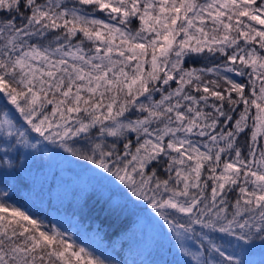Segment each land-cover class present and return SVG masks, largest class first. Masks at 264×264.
Returning a JSON list of instances; mask_svg holds the SVG:
<instances>
[{"label": "snow or ice", "instance_id": "obj_1", "mask_svg": "<svg viewBox=\"0 0 264 264\" xmlns=\"http://www.w3.org/2000/svg\"><path fill=\"white\" fill-rule=\"evenodd\" d=\"M57 156L75 226L36 194ZM134 249L264 264V0H0V264Z\"/></svg>", "mask_w": 264, "mask_h": 264}, {"label": "trees", "instance_id": "obj_2", "mask_svg": "<svg viewBox=\"0 0 264 264\" xmlns=\"http://www.w3.org/2000/svg\"><path fill=\"white\" fill-rule=\"evenodd\" d=\"M45 147V156L50 155L51 151L56 150L54 146H43ZM58 151V150H57ZM30 170L34 177L37 178L36 182V194L38 200L43 203V206L47 208L49 201H51V211H58L62 214V218L70 226H75L73 221V214L77 212L76 203L72 197V191L75 187L73 181H75L74 172L67 171L68 168H72L79 171L75 164L69 165L62 157L57 156L52 161L40 160L39 158H29ZM58 174V175H57ZM55 177V187H51V182ZM6 181L15 180V174L5 175ZM24 195V193H21ZM135 211V209H132ZM55 214V212L53 213ZM84 227L87 229L90 226V221H82ZM261 251L257 249L253 256L254 260L261 259ZM159 256L153 255L151 259L159 260ZM167 258V257H165ZM149 259L146 254L140 249H134L133 252L128 256L129 264L133 261H142Z\"/></svg>", "mask_w": 264, "mask_h": 264}]
</instances>
